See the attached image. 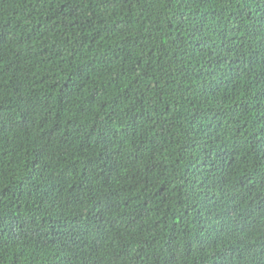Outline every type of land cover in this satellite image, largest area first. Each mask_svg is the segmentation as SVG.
<instances>
[{
  "label": "trees",
  "instance_id": "trees-1",
  "mask_svg": "<svg viewBox=\"0 0 264 264\" xmlns=\"http://www.w3.org/2000/svg\"><path fill=\"white\" fill-rule=\"evenodd\" d=\"M0 264H264V0H0Z\"/></svg>",
  "mask_w": 264,
  "mask_h": 264
}]
</instances>
